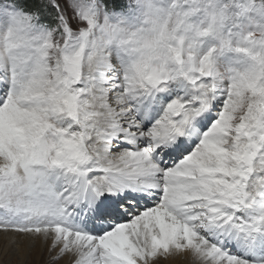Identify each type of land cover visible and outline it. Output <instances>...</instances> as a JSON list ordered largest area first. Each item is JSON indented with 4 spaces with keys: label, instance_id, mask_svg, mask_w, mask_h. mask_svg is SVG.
I'll return each instance as SVG.
<instances>
[{
    "label": "snow or ice",
    "instance_id": "1",
    "mask_svg": "<svg viewBox=\"0 0 264 264\" xmlns=\"http://www.w3.org/2000/svg\"><path fill=\"white\" fill-rule=\"evenodd\" d=\"M0 244L264 264V0H0Z\"/></svg>",
    "mask_w": 264,
    "mask_h": 264
},
{
    "label": "rangeland",
    "instance_id": "2",
    "mask_svg": "<svg viewBox=\"0 0 264 264\" xmlns=\"http://www.w3.org/2000/svg\"><path fill=\"white\" fill-rule=\"evenodd\" d=\"M50 257L47 253V249L44 248L43 251L38 248L37 252L34 253L26 262V264H48ZM168 260L167 264H185V261L181 258ZM165 263V260H161ZM0 264H21V258H17L11 255L5 256L3 253V246L0 244ZM59 264H63V261H60Z\"/></svg>",
    "mask_w": 264,
    "mask_h": 264
},
{
    "label": "bare ground",
    "instance_id": "3",
    "mask_svg": "<svg viewBox=\"0 0 264 264\" xmlns=\"http://www.w3.org/2000/svg\"><path fill=\"white\" fill-rule=\"evenodd\" d=\"M168 260H165V263L160 262V264H167ZM174 262V259L172 260V263Z\"/></svg>",
    "mask_w": 264,
    "mask_h": 264
}]
</instances>
